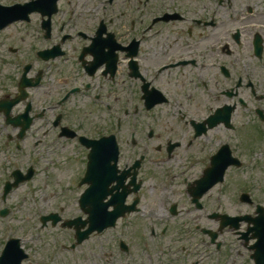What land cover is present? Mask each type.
<instances>
[{"label": "flooded vegetation", "instance_id": "af4514ba", "mask_svg": "<svg viewBox=\"0 0 264 264\" xmlns=\"http://www.w3.org/2000/svg\"><path fill=\"white\" fill-rule=\"evenodd\" d=\"M72 4L73 10L69 1H63L60 10L64 14L59 11L60 17L52 19L48 40L41 14L7 28L26 24L25 30L39 36L43 46L32 47L30 53L34 58L28 76L33 83L41 79L40 86L30 90L33 124L20 140V127L7 125L5 113H0V157L7 149L15 152L8 156L10 161L12 156L18 157L16 161L28 158L27 166L33 165L36 177L41 174L38 168L51 162L47 151H58L62 142L77 146L82 167L76 212L82 223L89 222L80 200L88 190L83 181L90 151L81 137L98 140L110 133H100V127L88 118L77 122L73 99L82 98L93 106L102 103L110 109V104L132 98L134 88L142 101L147 94H160L167 103L179 98L176 102L189 103V109L180 113L184 119L202 116L204 122L215 114H230L231 130L225 122L214 129L240 132L243 143L234 154L239 159L248 162L255 149L264 147V0H74ZM56 44L62 46L61 55L48 62L38 58V51ZM5 78L9 85L16 83L12 76ZM14 87L12 92L2 90L0 99L15 97L18 84ZM58 87L62 94L53 101L52 88L58 92ZM42 92L44 101L39 98ZM27 105L15 107L11 116H22ZM242 120L250 125L245 132L239 128ZM138 134L134 132L128 143L132 151L126 153L121 147L118 173L105 186L110 211L119 210L121 216L114 226L91 235L74 250L63 248L67 253L80 251L68 263L264 264V240L254 223L258 220L256 206L260 202L264 206V199L254 200L259 195L253 185L255 177L243 183L241 189L250 194L252 202L239 211L230 208L225 193L218 191L223 184L200 183L214 152L189 160L190 165L182 166L188 167L187 172L150 182L144 176L148 154L137 150L153 136L141 141ZM30 139L33 151L26 152ZM180 144L183 147L177 141L171 148ZM171 148L168 155L174 151L170 153ZM142 157L140 168L134 169ZM4 167L0 178L7 174ZM155 199H161L162 205L156 208ZM67 210L63 207L59 213L64 220ZM4 246L2 242L0 253Z\"/></svg>", "mask_w": 264, "mask_h": 264}, {"label": "rangeland", "instance_id": "374dc122", "mask_svg": "<svg viewBox=\"0 0 264 264\" xmlns=\"http://www.w3.org/2000/svg\"><path fill=\"white\" fill-rule=\"evenodd\" d=\"M2 1L12 3L27 0ZM63 14L64 9H61L60 15ZM36 46H43V44H40L39 37L35 38L32 33L29 34L27 30L22 28V25L0 33V97L2 90L15 91V84L9 85V80L3 75L10 74L14 77L18 72L15 71V66L19 67L26 63L31 57L32 47ZM3 84H6L5 88L2 87ZM57 90L58 92L55 88H52L53 101H56L62 94V88L58 87ZM137 90V88H134L135 95L133 94L129 100L111 104V111L107 110L102 103L99 106H93L89 101H84L80 97H78L80 100L73 99L71 107L79 115V117H76L77 122H81L82 117L88 118L90 124L94 123L95 126L100 127V133L108 131L118 135L122 150L126 153L132 151L128 143L131 141V135L134 132L141 133V136L138 134L137 137L142 141V139L148 138L149 132L153 130L154 136L148 138L149 146L145 149L147 152L137 150L140 153L148 154L146 158L148 160L146 163L148 172L144 176H148L150 182L159 179V176L179 175L183 171L187 172L188 167L183 168L182 166L190 165L187 163L189 160L201 159L203 155L204 157L209 156L219 148V144L227 142V131L222 129L209 133L206 141L201 139L194 141L189 129V122L193 119L201 121L203 117L181 118L182 121L176 117L178 107L189 109V103L184 102V100L183 102H176L180 100L178 98L148 112L143 106ZM169 90L170 94L174 96L173 91ZM39 98L44 101L43 92L39 94ZM119 121H121V129L118 126ZM240 122H242L241 128L245 132V129H248L250 125L244 120ZM177 141L181 142L183 147L180 144V146L174 148L171 155H168L167 149L171 148V145L175 146ZM70 143L62 142V146L58 151H47L51 160L50 164L46 168L39 167L38 170L41 174L32 181L21 185L8 197L6 203L2 201V192L6 180H9V173L14 168H25L30 162L28 158L16 162L17 156H12L13 159L10 161L8 156L15 152H8L7 149L4 155L0 157V168L2 162H4L3 172L8 170L7 174L4 173L3 177L0 178V209L7 207L11 211L7 217H0V239L3 238L6 241L10 237L21 238L24 241L25 249L31 254L27 264H42L39 262L47 261H54L55 264H69L68 262L75 260V255H80L79 250L67 253L63 249L64 245H68L74 240L73 231L63 229L60 226L55 228L51 226L44 227L40 222L42 214L59 212L62 207L68 209L64 213L65 217L71 215L76 217L78 215L76 208L79 197L78 180L80 168L82 167L81 153L77 146ZM190 143H193L191 148L188 146ZM242 143L243 137L240 135L239 138L238 135L237 140L234 141L231 147L232 149L241 150ZM53 147L55 148V144H53ZM257 149L253 152L255 154L253 164L251 166L248 164L240 170L235 168L229 170L226 185L218 188V191L225 193L229 207L235 211H239V208H246V204L238 200L237 191L243 183L248 182V177H255L254 187L264 193V149ZM29 150L30 152L33 151L31 139L27 142L25 148L26 152H29ZM46 170L47 172H45ZM196 175H199V171L196 172ZM161 205L162 200L155 199V207ZM1 244L0 241V246ZM41 257H45V259Z\"/></svg>", "mask_w": 264, "mask_h": 264}, {"label": "water", "instance_id": "95a60500", "mask_svg": "<svg viewBox=\"0 0 264 264\" xmlns=\"http://www.w3.org/2000/svg\"><path fill=\"white\" fill-rule=\"evenodd\" d=\"M56 1L57 0H53L54 3ZM16 9L17 7H15V9L12 8L10 11V9L6 10L0 7V28L3 26L2 24H4L2 20L8 19L11 13L16 11ZM19 102H20L19 99L13 101L11 103L10 109ZM156 104H158V101L149 103L147 107L148 109H151ZM28 126L25 127V129L28 128ZM104 155H108L109 157L104 158ZM226 157H230V152L228 151L227 148H225L224 151H222L217 157L214 158V163H213L214 169L208 170V172L206 173L210 176H215L218 170L220 169L221 170L220 176H222L225 170L230 165V163H225V165H222L223 162L226 160ZM104 160H106V162H104ZM112 161L115 162V165H111ZM117 161H118V148L113 137L108 138L104 141L102 140L101 142H97V144L93 146L90 154V162L88 165L87 177L98 176V175H102L103 173L111 175L112 170H115L117 167L116 164ZM105 166H108L109 168ZM108 169H110V172H108ZM29 179L30 177H26V178L22 177L21 179H17L14 185H10L6 194L11 190L13 186L17 187L21 182L27 181ZM85 202H89L88 196L87 198H85ZM109 218L110 216L108 215V219ZM106 222L108 223L105 224L110 225L109 220H106ZM26 257L27 256L24 254V252L20 249V242L17 240L15 241V246L9 247L8 250L6 251L4 261L8 262L9 264H20L22 260ZM2 260L3 258L0 261Z\"/></svg>", "mask_w": 264, "mask_h": 264}, {"label": "bare ground", "instance_id": "6f19581e", "mask_svg": "<svg viewBox=\"0 0 264 264\" xmlns=\"http://www.w3.org/2000/svg\"><path fill=\"white\" fill-rule=\"evenodd\" d=\"M200 139L203 140V141H206L207 140V138H204V137H201Z\"/></svg>", "mask_w": 264, "mask_h": 264}]
</instances>
